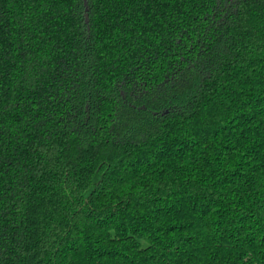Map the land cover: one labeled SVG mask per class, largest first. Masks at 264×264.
I'll return each instance as SVG.
<instances>
[{
  "label": "trees",
  "instance_id": "1",
  "mask_svg": "<svg viewBox=\"0 0 264 264\" xmlns=\"http://www.w3.org/2000/svg\"><path fill=\"white\" fill-rule=\"evenodd\" d=\"M0 264H264V0H0Z\"/></svg>",
  "mask_w": 264,
  "mask_h": 264
}]
</instances>
